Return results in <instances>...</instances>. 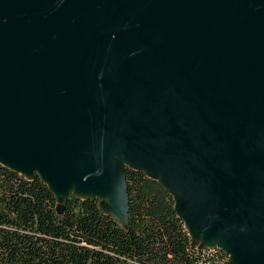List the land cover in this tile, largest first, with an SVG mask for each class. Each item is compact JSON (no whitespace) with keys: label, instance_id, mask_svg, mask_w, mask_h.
<instances>
[{"label":"water","instance_id":"water-1","mask_svg":"<svg viewBox=\"0 0 264 264\" xmlns=\"http://www.w3.org/2000/svg\"><path fill=\"white\" fill-rule=\"evenodd\" d=\"M0 164L121 225L143 171L193 243L264 264V0H0Z\"/></svg>","mask_w":264,"mask_h":264},{"label":"trees","instance_id":"trees-1","mask_svg":"<svg viewBox=\"0 0 264 264\" xmlns=\"http://www.w3.org/2000/svg\"><path fill=\"white\" fill-rule=\"evenodd\" d=\"M128 221L121 225L97 198L72 194L63 210L35 174L0 164V264H226L218 247L193 243L172 194L125 166Z\"/></svg>","mask_w":264,"mask_h":264}]
</instances>
